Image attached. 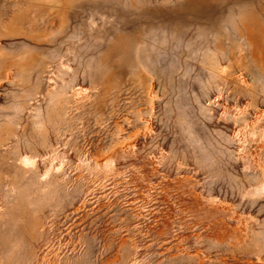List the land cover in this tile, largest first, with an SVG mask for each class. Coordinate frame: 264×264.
Returning a JSON list of instances; mask_svg holds the SVG:
<instances>
[{"label":"rangeland","instance_id":"1","mask_svg":"<svg viewBox=\"0 0 264 264\" xmlns=\"http://www.w3.org/2000/svg\"><path fill=\"white\" fill-rule=\"evenodd\" d=\"M0 264H264V0H0Z\"/></svg>","mask_w":264,"mask_h":264}]
</instances>
